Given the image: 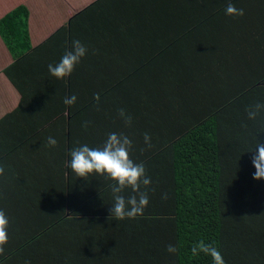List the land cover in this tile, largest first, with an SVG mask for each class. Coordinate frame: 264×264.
<instances>
[{
    "label": "trees",
    "instance_id": "trees-1",
    "mask_svg": "<svg viewBox=\"0 0 264 264\" xmlns=\"http://www.w3.org/2000/svg\"><path fill=\"white\" fill-rule=\"evenodd\" d=\"M143 2L159 8L147 11L137 5V10L120 11L125 14L120 20L134 11L137 25H150L152 19L161 28L157 44L143 47L131 75L142 76L150 93L147 85L154 77L155 91L164 94L156 99L143 96V134L155 132L157 138L151 148L133 156L153 181L149 205L135 219L109 220L113 181L78 177L68 167L67 152L53 176L28 172L20 162L23 147L34 148L41 137L68 133L71 149L103 145L105 139L95 143V135L93 141L75 146V128L95 134L99 114L95 125L89 103L26 112L30 119L24 133L19 131L20 119H15L22 114L19 107L14 116L3 118L14 127L0 129V139L14 141L2 143L7 150L0 160L5 168L0 209L10 221L0 264H212L210 256L192 255V246L200 240L214 243L226 264H264V180L253 179L249 153L264 142V115L250 121L245 111L264 102V0H231L244 9L242 17L225 14L228 0ZM93 6L73 21L92 23ZM29 17L28 8L20 6L0 20V35L16 60L5 74L21 95L20 106L35 94L49 101L60 87L53 80L43 92L50 80L36 78L34 88L26 89L14 76L16 68L30 64L34 50ZM114 24L112 20L111 26H118ZM207 31L208 37H202ZM67 37L63 28L50 40L66 43ZM190 76L204 87L200 89L196 79L190 88L180 83ZM106 100L100 98L99 106ZM60 121L67 123L61 130ZM86 121L92 129L83 127ZM165 193L167 200L162 199ZM168 244L176 245L177 253L169 254Z\"/></svg>",
    "mask_w": 264,
    "mask_h": 264
},
{
    "label": "crops",
    "instance_id": "crops-1",
    "mask_svg": "<svg viewBox=\"0 0 264 264\" xmlns=\"http://www.w3.org/2000/svg\"><path fill=\"white\" fill-rule=\"evenodd\" d=\"M100 0H0V20L14 9L25 6L28 8L29 17V32L31 37L33 52L30 54V64L25 68L12 71L14 76H18L20 86H25L26 89L34 88L33 83L36 78L38 82L41 78H47L50 81L46 84L43 92L50 85L51 81L55 80L59 89L52 93L49 101L47 97L41 94H35L27 104L20 106L21 95L16 86L6 77L5 71L15 64V58L7 47L6 43L0 35V121L14 116L13 112L19 108L22 109L15 119H20L19 131L24 133V128H28L30 117L25 115L26 112H32L41 107H62L65 97L72 95L77 96V101L74 105H67V107H79L83 103H89V117L96 120L97 113L99 117L97 126H95V134L85 135L84 131L79 132L78 128L76 137L78 145L80 142L95 137L100 143L101 139H106L109 132H123L128 135L133 141L134 147L132 150L133 156L137 158L139 153H144L147 149L143 139L144 124L147 122L145 114H143V96H150V98H159L163 93L155 91L154 77H151L150 84L151 93L144 90L143 77L131 76L134 74V64L141 60V50L144 46L150 47L158 42V33L161 28L155 25L150 20V25H137L136 16L133 14L126 15L123 21L120 20L128 9L134 7L137 10V5H142L145 10H156L152 4H144L143 0H102L100 4L96 2ZM92 5L91 15L93 22L85 23L73 19L80 12L89 8ZM146 5V6H145ZM136 14V13H135ZM89 14V16L91 17ZM89 20V19H88ZM116 22L111 26V21ZM90 21V20H89ZM109 24L110 26H107ZM66 28L68 37L65 42L51 41V37L58 31ZM208 31L201 35L208 37ZM80 40L88 47L89 52L82 62L77 66V73H72L71 76L64 79H58L52 76L48 71L49 64H56L67 50L71 49L74 40ZM184 48V47H182ZM27 63H29L27 61ZM156 79V77H155ZM196 79V78H195ZM191 76L186 80H179L180 83L187 82L185 86L191 87ZM199 88H203V84L198 82ZM190 83V84H189ZM199 89V90H200ZM189 90V89H188ZM40 92V90H39ZM41 93V92H40ZM28 94V90H27ZM95 94H99L100 98L106 97L107 104L99 106L101 101L94 98ZM172 94L171 92L168 95ZM55 100V102H51ZM124 108L132 116L131 126H126L124 122L118 117V109ZM103 111V112H102ZM52 113V112H51ZM8 117V118H9ZM58 128L61 130L67 123H62ZM21 123V124H20ZM14 124V123H13ZM13 124H11L12 127ZM92 124V123H91ZM100 124V125H98ZM96 125V123H95ZM10 123L6 120L0 122L1 131L8 130ZM88 128H91L88 127ZM92 129V128H91ZM151 129H155L151 126ZM11 132V131H8ZM16 133V132H11ZM152 142L157 138L155 132L149 133ZM50 136H53L52 134ZM49 136V137H50ZM58 141L57 146L51 147L48 145V137H41L40 142H35V147L26 149L23 147V157L20 159L21 164L28 172L36 171L45 177L53 176L60 167L64 165V152L70 153L71 145L66 136L53 137ZM22 139V138H21ZM7 141H14L10 137L0 139V160L6 150L2 143ZM102 146L97 144L95 147ZM27 155L32 156L27 158ZM68 159V157H67ZM134 159V158H133ZM12 161H10L11 163ZM10 168L12 169L11 165ZM99 176V181L106 178L98 174H91L89 177ZM2 176H0L1 178ZM49 184V181L47 180ZM50 187V185H48ZM53 188V183H51Z\"/></svg>",
    "mask_w": 264,
    "mask_h": 264
},
{
    "label": "clouds",
    "instance_id": "clouds-1",
    "mask_svg": "<svg viewBox=\"0 0 264 264\" xmlns=\"http://www.w3.org/2000/svg\"><path fill=\"white\" fill-rule=\"evenodd\" d=\"M225 14L228 16H244L242 8H237L231 0L225 6ZM89 49L80 40H74L71 49L67 50L56 64H49V73L58 78L64 79L71 76L76 67L87 56ZM99 101V94L94 97ZM77 101V96L65 97L66 105H73ZM247 119L255 121L259 116L264 115V102H256L246 109ZM118 117L126 126H131L132 116L124 109L117 112ZM90 122H84L83 127L87 129ZM144 143L148 148L152 147L151 135L147 132L143 134ZM47 143L55 147L58 141L53 137H48ZM133 141L123 132H109L104 143L100 147H90L87 144L73 148L70 153L68 167L78 177L85 180L91 174H98L110 178L113 203L109 208V220L135 219L144 214V210L149 205V189L152 185V178L147 174L143 163H137L132 158ZM251 154L250 163L255 168L252 174L255 180H264V142H258L255 149L249 151ZM5 168L0 166V176H4ZM130 190V191H128ZM153 192L155 189H151ZM127 192V194H125ZM162 199L167 200L165 193ZM9 217L3 209H0V255L5 253V246L9 242ZM166 251L175 254L178 251L176 245L168 244ZM193 256L203 253L210 256L212 264H226L221 251L214 243H206L200 240L191 248Z\"/></svg>",
    "mask_w": 264,
    "mask_h": 264
}]
</instances>
